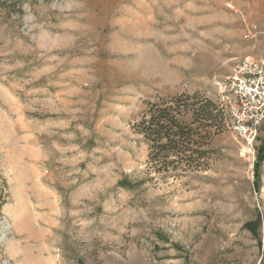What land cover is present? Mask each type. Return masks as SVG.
I'll return each instance as SVG.
<instances>
[{"label":"rangeland","instance_id":"rangeland-1","mask_svg":"<svg viewBox=\"0 0 264 264\" xmlns=\"http://www.w3.org/2000/svg\"><path fill=\"white\" fill-rule=\"evenodd\" d=\"M247 56L264 57V0H0V264H264V124L143 184L134 127L181 93L229 115L221 84Z\"/></svg>","mask_w":264,"mask_h":264},{"label":"trees","instance_id":"trees-1","mask_svg":"<svg viewBox=\"0 0 264 264\" xmlns=\"http://www.w3.org/2000/svg\"><path fill=\"white\" fill-rule=\"evenodd\" d=\"M15 7L13 3L8 12L22 11ZM170 100L159 97L158 100L147 101L140 120L134 125L149 146L147 165L150 175L139 184L176 180L186 172L207 169L215 154L213 139L230 123L226 106L206 94L181 93ZM263 161L264 140L255 164L256 190L260 189L258 180ZM121 185L127 188L137 186L126 181Z\"/></svg>","mask_w":264,"mask_h":264},{"label":"built area","instance_id":"built-area-1","mask_svg":"<svg viewBox=\"0 0 264 264\" xmlns=\"http://www.w3.org/2000/svg\"><path fill=\"white\" fill-rule=\"evenodd\" d=\"M221 86L228 95L230 124L252 144L264 124V57L235 60Z\"/></svg>","mask_w":264,"mask_h":264}]
</instances>
